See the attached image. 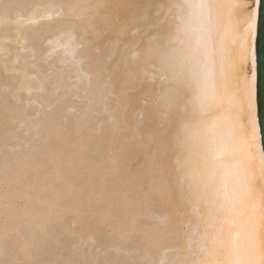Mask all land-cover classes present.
<instances>
[{
	"label": "bare ground",
	"instance_id": "1",
	"mask_svg": "<svg viewBox=\"0 0 264 264\" xmlns=\"http://www.w3.org/2000/svg\"><path fill=\"white\" fill-rule=\"evenodd\" d=\"M12 2H14V0ZM7 6L6 7L4 6L6 10L4 8H3V11L2 9H0V11H2L0 12V24H2V26L3 24H5L3 28L6 27V25L8 27L9 25L13 26L14 24L15 27L14 26L11 27V31L12 30L14 31L15 29V32H13V36L15 37L14 39L19 40V42H21L20 44V43H15L16 42L15 41L14 44H17L18 46L19 44L21 46L22 45L27 46V42L30 40V41H33L32 45H35L34 44L35 40L32 39L33 38L32 36L34 35V33L41 32L42 35L44 34L47 36V37L45 36L44 38V35L43 36L39 35L43 37L41 38L35 34L34 38L41 39V40H37L39 41L38 42L39 45L43 39V42L46 45L45 50H42L43 53L40 52L41 53L40 57L42 58V61L47 62L49 59H52L54 57L56 62L54 63V61L52 60L53 63L54 64L57 63L61 68V70L58 71L59 67L57 66L56 68L57 74L56 76L54 75V79L55 80L58 79L57 82L55 83L57 87L56 88L53 87V89H55V92H57L58 88L62 90L63 88L61 89V87L63 86H61V84L63 85L67 80L70 81V80L75 79L76 81L79 80L78 82H80L82 79L83 81L86 80L85 81L86 83L84 82L85 88H82V90L83 89L86 90L85 94L88 95L87 100L89 99L91 103L88 105L89 101H87V105L90 107L92 106L96 110L98 108L97 111L99 112V110L103 108L101 107L102 104L104 105V103L106 102L103 103L102 99L104 98L98 100L97 96H101L99 94L97 95L98 93L97 89H99L98 84L103 83V85L105 86V84H109L107 83L108 80L112 79V81L109 80L111 81L110 84H112L113 82L115 83V81L117 83L115 90L111 88L112 86L114 88L115 86L114 84H112V86L110 84L106 85L109 87L111 86L110 89H108L109 87L108 88L104 87V88L105 89L107 88L108 90H110V92L112 90L113 93L115 91L114 98L115 96L117 97L120 95L122 96V97H118V98H122L124 102V103L122 102L124 104L123 109L121 108L122 106H120V108L122 109V111H120V113L122 112L121 113L122 118H121V115L118 113L122 120L120 118L119 119L121 121H124L123 122L124 124L128 125L130 123L128 126H129V129L131 128V130L133 128L135 129V126L132 127L135 123V122L132 123V121L137 118V117L136 118L134 117L135 112L141 109V107L138 106L139 101L142 100L141 103L144 102L143 100L144 98L142 99L143 97L142 94L146 95L144 97L147 98L146 104L148 103V105H146L147 106L146 108L144 107L145 109L144 111L147 114V118H146L147 124L144 123L143 128L140 127L142 125H138V127H140V130L142 128L143 130L145 129V131H139L137 129L139 132L141 133L143 132L142 135L141 136L138 134H137L138 136L136 134L133 135V136H137L136 138L133 136H130V138L127 137L128 139H126V142L123 141V143H125L124 145L122 141L120 140V143L122 144V145L121 144L119 145V146H122V150L120 149L121 147H119L121 151L120 154L119 153L115 154L116 156L115 159L113 158L114 154L112 153L110 154V156L112 155V158L114 160H111L112 158L108 157L109 154H107L108 155L107 157H105L106 154L104 155V158L102 157L103 160L104 159L107 160L106 158H108L111 161V164H109L111 165V167L110 169H108V171L104 172L105 169L107 170L106 167H108V165L105 166V169L103 168L104 170L102 169L103 166L99 165L100 164L99 162L102 160L101 155L106 150L100 151V152L102 151L103 152L100 154V157L97 156V158L101 160L97 161L95 164H87L88 163L87 161V163H85L87 165H84V161L83 163L81 162L82 157L81 159L79 157L81 161L76 163L75 167L73 166L74 169L71 168L72 166H69L71 170H67V171L73 170V175L76 176V178L79 180V181L76 180L77 181L76 183H73L71 179L72 172H70L69 174L68 172L66 173L65 170H60L59 173H57V170L56 172L53 171L54 170L52 169L54 165L53 163L57 162L56 161L57 159H59L58 161L62 163L60 159L67 160V157L69 158L68 156L69 154L67 153L70 151L68 152L66 151L69 150L68 144L70 143H67V145H64L65 143L63 141L62 142L64 144H61L60 142L58 144H60L61 146L63 145L62 148L64 146L67 147V149H64V148L62 149L60 148L61 147L60 146L59 147L60 149H58L55 153L58 158H55L54 155L52 156V154H51V157L49 155L46 156V158L48 157L55 158L54 159L55 162H53L52 159L49 160L48 158L51 164H49V161H48L47 165L49 166L52 165L51 166L52 168L47 169L46 166L41 165V163H40L41 166L36 164L39 167H42L41 169H39L38 167L37 171L39 170L41 172V170L45 168L47 169L48 172L50 171L49 169L52 170L51 173L54 175L51 178L52 179L56 178V180L54 179V181L51 180L52 184L51 182L47 183L44 181V184L46 183L47 186H44V184H42L44 186L43 187L41 185V183H43V181L41 180V178L43 177L42 174H45V172L46 173L48 172L45 171L46 169L43 170L45 172L42 174L40 173L41 174L40 176L42 177L39 179L38 177H36L39 173L36 171V169H34L36 167L33 168V171H36L37 175H35L34 177H31V174L33 172L31 173L29 172L30 173L29 178L26 176L25 179L26 178L28 180L30 178L31 179L30 181L27 182L26 181L27 179L25 180L24 178L21 177L23 162L22 161L19 162V163H22L21 164L22 166L17 163L18 167L19 166L21 167V170H20V167L17 169L18 171H21V172H17V175L20 174L21 176H16L12 180H9L11 181L9 182L10 185L8 184L7 185H8V188L10 189H8L9 193H7L8 190L6 191V193L8 194V197H9L8 200L10 199L15 200V198L16 199L24 198L26 200L25 201L26 206H24L25 209L23 208L24 210L23 216L26 217V220H23L24 222L21 221L22 219L20 220L21 221L20 223L23 222L21 226L24 225L25 223L26 226L25 225L24 226L26 228H22L24 226L20 227V225H18L19 221L15 223L17 220L16 219L17 216L11 217L13 218V220L16 219L15 222L11 220V222L13 221L11 226L15 225L13 228L11 227V229H13L12 232L16 230V229L14 230L16 225L18 226V228L16 227L17 229L21 228L18 231V233L14 232L16 235L18 234V236L16 235L11 236L10 235L11 231L7 230V229H10V226L8 225H10L11 222L3 223L2 221L3 225L7 224V226L5 228L6 230L4 229L5 231H3L4 234L2 233L3 235L2 236L0 235V239L2 240V241L0 240V243L1 242L3 243V240H5L7 236L8 237L11 236V239L13 237L12 240H14V236H15V240L12 241L15 243V244L12 243V245L13 244L15 245V246L13 245L14 246L13 251L15 253L22 251L21 253L20 252L18 253L19 254L18 256H20L26 251L25 250L23 251L22 249L17 250L16 248H18L17 247L18 245L19 246L28 245L31 247V245L33 244L32 242L35 243V241L38 238L41 239L43 235L46 238L47 236L51 237V235L46 234L47 231L51 232V230L54 231V229L57 228V230H59L58 234L60 231H62L63 235L65 232H66L65 234H67V232L69 233V231H66L68 229L67 228L68 227L67 218L69 217L71 219V220L68 219L69 222L71 221L72 224L75 223V225L77 224L79 225V226L77 225V227H80L79 229H81V231L79 230L78 232L79 234H82L80 238L83 237L82 239L84 240L86 239L87 241L92 240L94 242L93 244H95V247H93V244H91L92 247L96 251L97 250L99 251L100 249L102 253L105 254L104 252H106V250H102L104 248L106 249L105 244L103 248L101 246H103L102 243H106L108 239L106 240V242H104L105 240H102L103 238H102V234L100 231L102 229L98 228L99 225L98 226L96 225L97 224L105 225V222L113 220L115 224L111 222L113 223V226L112 225L110 226H112V228L115 226V231L112 230L111 236L110 235L109 236L114 239L112 235L116 234V237H117L116 239L120 240V242L125 243V245L124 244L121 245L122 248H120L119 246H117V248L120 250L122 249L123 252L125 251L124 254L126 252L128 253L130 252L129 255L132 252H136L135 254H137V252H143V258H146V259H143L142 261L144 262L145 260V263L147 261L146 264H149V263L151 264L152 263L151 260L155 258L154 256H157L158 258L157 261L154 259L155 261L154 264H160L162 262H165L166 260L165 252L166 251L169 252L171 250L174 252H172L173 255L172 256L170 255L169 257H172V260H175L174 264H258L259 263L258 251L261 248L264 249V213L261 214L259 212L260 205L264 203V151H263V146H262L260 126H259L258 113H257V97H256L257 74H256V52H255L257 22H258V12H259V0H24V2L21 5H18L19 9L16 7L17 10L13 12L10 11V13H8L7 11L9 10L7 9ZM55 18H58V19L55 20ZM41 21L45 22L44 25L42 23L43 26L40 24ZM38 25L39 27H36ZM25 26L27 27L26 32L27 31L29 32L31 26L32 28L34 27L33 32L34 30H36L33 33V35L30 34L32 33V31L29 32V34L32 35V36H28L30 38V39L28 38L29 40L23 38V36L21 35L22 29L26 28ZM28 32L26 34V37L28 35ZM1 33H4V31ZM23 33H25L24 30H23ZM11 34L7 36L11 37L12 36ZM2 36L3 35H1L0 37ZM7 36L6 38L4 36L3 39L5 38V40L7 39L8 41ZM1 39L2 38H0V40ZM25 42H26V45H25ZM38 43H37V46H38ZM30 45L31 43L28 44V46ZM23 46L21 48L28 50V48L23 47ZM87 46H91V48H89L90 50L92 49V47L94 48V50L97 49L95 47H99V46L107 47V48H104V49H107L108 51L106 52L104 50L106 52L105 54H107V56H105L104 58V63L107 61L106 62L107 64L105 63L107 66L103 64L101 65L97 64L99 62H93L92 61L93 58L92 60H90V62L85 61V63H83L85 59L84 55L88 54V53L86 54L83 53L88 48ZM33 48L34 47H30L29 49L31 51L30 53L31 54L35 52L38 53L37 50ZM80 48L81 49L85 48V50L84 51L79 50ZM0 49H2V47ZM23 49L21 50L23 51ZM99 49L101 48L99 47ZM91 54H89V56L92 57ZM89 56H86V58ZM28 57H25V58H28ZM134 57L135 58L137 57L136 60H133ZM16 58L15 59L12 58V59L16 60ZM12 59L10 58V61L8 60L9 61L8 64H10V62H13L11 61ZM87 59H90V58H87ZM34 61H38V60H34ZM94 61H96V59ZM3 62L1 61V63ZM17 62L18 61H15L13 63L16 64ZM86 62L88 63L86 64ZM24 64L25 63H23V67H24ZM82 64H85L86 66L84 67V65ZM10 65H8V67ZM27 65H30V64H27ZM11 66H12V69H15L14 68L15 66H13V64ZM38 70L40 71V69ZM15 72L17 73L20 71L16 70ZM64 73H68V74H65L67 76V80H65V78L63 77ZM54 79H51V80H54ZM106 79L108 80L106 81ZM19 80L22 81L21 78ZM19 80L17 82H20ZM34 80L37 81L35 77H34ZM62 80H65V81L60 84ZM102 80H104V82H102ZM30 82H33V80H31ZM38 82L40 81H37V83ZM29 83H27V80L24 83V80H23V83L17 85V87L19 88L17 90L18 91L20 90L21 92L23 91L25 93H30L31 88H34L35 91L39 90L37 86L42 85L43 82L41 84H36V85H35V82H33L36 88L31 87ZM66 83L67 85L64 86L65 88H67L68 86V81ZM52 84L53 82H51V85ZM70 84H72V86L77 85L76 83L75 84L70 83ZM141 85L142 87H140ZM138 86L141 88L140 90L143 89V93L142 94L140 93L141 96L137 93H136L137 95L133 94V96L132 95L129 96L128 94H126L127 91H130L131 89H132L131 91H134V88L137 89ZM1 87L2 86H0V88ZM101 89L104 92H107L105 94L103 92L105 96L106 95L108 96L109 94L111 96L113 95L112 93H109L108 90H104L102 88V85H101ZM77 90L78 89L74 91H77ZM31 91H33V89ZM78 91L79 93L81 92L80 90ZM136 92L139 93L140 91H136ZM100 94H102V91L100 92ZM38 99L39 98H37V102H38ZM20 100L22 101L24 100V98ZM118 100L117 98L113 99L112 100L114 101L113 103L111 100L109 101L112 104H114V105H111V107L108 106L109 107L108 109H110V112L112 111L111 110L112 106L113 107L117 106L115 105V102L116 104H118L117 103ZM13 101H14V98H13ZM30 101H33V100H30ZM100 101H101V105L99 107ZM109 102H107L106 104H108ZM9 104H11V102ZM106 104L105 106L107 108ZM31 105H33V103H31ZM119 105L120 104H118V106ZM12 107H13V104H12ZM83 107L85 108L86 106H83ZM137 107H140V108L137 109ZM74 108L76 109V106ZM84 108L83 109L81 108V111L79 110L80 114L81 112L85 111ZM1 109H3V107ZM1 109L0 111L2 112ZM91 109H90V112H92ZM115 109L116 107L113 108L114 111H116ZM106 111L108 112L109 110H106ZM140 112H138V114H140ZM28 114L29 113L25 115L28 116ZM112 114H110V116ZM12 115L10 116L13 117ZM84 115L85 114L82 113V117H84ZM30 116H32V114ZM79 116L81 117V115ZM0 117L2 118V116ZM8 118L9 117H7V120ZM109 118L111 117L108 116V119ZM13 119L15 118L13 117ZM85 119L83 121H85ZM102 119L104 121L105 118H102ZM142 119L141 121L143 123ZM45 120H48V119L45 118ZM111 120H112L111 123L114 124L115 120H113L112 118L109 121ZM75 122L77 123L78 119ZM46 123L48 124L50 123V121H47ZM76 123L75 125H78ZM116 124H119V123H116ZM31 125L33 124H30V126ZM58 125H61V124H58ZM39 126L41 127V123ZM79 126L76 128H79ZM112 126L110 125L109 128ZM117 126L116 128L120 127V126L119 127ZM103 127L105 128V126ZM72 128H74V125L72 126ZM102 128H99V129H102ZM107 128L102 132V134L100 132V135H98L97 134L98 131L95 130V132L97 131L95 134L96 138H95V135L93 138L96 143L98 142L97 144L101 142V145H102L104 143L103 140L104 141L106 139L109 140L111 139L110 137L113 136L112 134L114 131H110L111 128L109 130ZM113 128L114 127H112L111 130H113ZM66 129L68 130V128ZM92 129H93V126L91 130ZM120 130L124 131V129H120ZM11 132L13 133V130ZM57 132H60V130ZM79 133L81 135V132ZM87 133H89V131ZM129 133H128V136H129ZM76 134H77V131H76ZM131 134L132 133H130V135ZM4 135L2 134V136ZM11 135L9 134V137ZM52 135H55V134L53 133ZM2 136L0 134V139ZM5 136L8 137V135H5ZM90 136L87 142L93 139ZM82 137L83 139L86 138V136L84 137V134ZM137 138L140 140L136 141ZM4 139L6 140L7 138H4ZM63 139L66 140V138H63ZM121 139L123 140V138ZM5 140H3L4 143H5ZM69 140L71 141L72 139H69ZM78 140H80V137ZM108 140L105 141L106 144ZM113 141H115L114 138H113ZM32 142L34 141L32 140ZM84 143H85V140H84ZM58 144L56 145L58 146ZM89 144L92 145V142H89ZM110 144L111 143L109 142V145ZM109 145L108 144L106 145V147L108 146L107 147L108 152L110 150ZM111 145L113 147V144ZM42 146L44 147L43 144ZM70 146L72 145L70 144ZM29 147L27 148L29 149ZM88 148L89 146L87 147V149ZM53 149L51 150L53 151ZM154 150L158 151L157 156H156V159L158 160V162L157 163L155 162L157 164L156 166L150 165L152 161L150 162L149 160V157L153 154V152H155ZM148 151H151V152L149 153ZM2 152L3 150L0 153ZM36 152L38 153V151ZM84 152H86V150ZM108 152L106 151V153ZM147 152L150 154L148 158H147L148 156ZM43 153H44V150H43ZM5 154L7 153L5 152ZM31 155L33 156V153ZM70 156H72V154H70ZM25 157H27V155ZM66 160H63V163L66 164L69 161H71L69 159L66 162ZM60 162L56 164L58 165L57 166L58 168L62 166V165L59 166ZM3 163L6 164V162H3ZM3 163H0L1 167L5 165ZM112 163H113V166H112ZM13 165L11 166L13 167ZM15 165H14V170L16 167ZM1 167H0V170L3 169V167L2 168ZM69 167L67 166V168ZM6 168H7V165H6ZM58 168H55V169H58ZM10 169L7 168V170H10ZM102 170H103V173H102ZM1 171H4V169ZM1 171H0V174H1ZM24 171L22 174L25 175L27 170H24ZM47 175H49V173ZM56 175L58 176L56 177ZM44 176H46V174ZM49 177L50 175L47 178ZM104 178H110V179L113 178L115 180H108V182H111V181L113 182L111 184H108L107 186H102V184H100L102 188L100 185L97 184L98 187L100 186V189H98V187L96 186V183L94 185V182L97 179H99L100 181L102 179L101 182H99L98 180L97 182L103 183V185H105L106 183H105V180H103ZM48 180L49 179H47V181ZM24 181L27 183H25ZM74 181H75V177H74ZM38 182H40V185L38 184L36 186L35 184H37ZM3 185H6V184L3 183ZM26 186L29 189L26 188ZM30 186L32 187L36 186V189L39 188L38 191L40 192L38 193L37 190L33 191ZM40 186H42L41 187L42 191L40 190L41 189ZM3 192H4L3 194H5V191ZM97 193H100V194L104 193V195L103 194L102 195L105 196L104 200L108 204V208H109V209L107 208L106 204L102 205V206H106V208H103V209H106L105 210L107 211L106 213H103L104 212V211L102 212L103 209H101L99 206H96L100 202L98 201L100 200V197H98L100 194L98 195ZM95 194L97 196H95ZM92 196L99 198V199L95 198L98 201L96 205L94 203L97 201H95V199L93 200ZM8 197H6L5 199H7ZM91 199H92L91 201L92 204H94L95 206H91L92 205L90 204ZM3 201L4 200H2V202ZM11 201L13 200H10L9 202ZM12 204H11V210H13ZM5 205L7 204H3L4 207ZM3 209H2V213H3ZM55 209L59 210L57 211V213L59 212L58 213L59 216L57 215V213L55 216V212H54ZM107 209L109 210V212H111V216L110 214H107L109 213ZM6 210H4V214H3L4 216H5ZM51 210L54 213L50 212ZM145 210L147 211V213L149 212L148 217H147V214L146 216L145 214H143L145 213ZM19 212H22V211L19 210ZM49 212H50V215L48 216ZM2 213L0 214L1 216H2ZM104 214L109 215V217L112 219L107 221V219L105 218H109V217H106V215L105 217L101 216V215L104 216ZM51 215H53L54 218L58 216V220L57 218H55V220L51 219L53 218V217H50ZM143 216L147 217V220L140 221L139 220L140 217H142L143 219H146ZM47 217H49L50 219L49 222H52V225L49 227H47L48 226L47 224L49 223V222L47 223V220H48ZM42 220H45L44 221L45 224L47 223L46 224L47 226L43 224L44 222L42 223L43 224L42 226L43 227L45 226V228L43 227L41 228L39 224L40 221ZM53 222H55V224ZM39 227L42 231L39 229ZM103 228L105 229V227ZM43 229L44 230L48 229V230H45L46 232H43ZM70 229L71 228H69L68 230ZM22 230H24V232ZM136 230H139L140 233L141 232L144 233V236L141 234L143 236L142 238L140 237L141 241L135 240L136 238L134 236L133 238L132 236H130V234L133 233L134 231L135 233L137 232L138 234L139 232ZM6 232L7 234H5ZM40 232H41V235L43 234L42 236L39 235ZM54 232H57V231H54ZM78 232L76 233L79 236ZM114 232L115 234H112ZM14 233H11V234H14ZM44 233L47 236H45ZM53 233H50V234H53ZM63 235L61 234L62 237ZM64 236H66V239H65L66 241L61 237L64 240V242L68 243L71 241V240L67 241V239H69V237L67 238L69 234L64 235ZM109 236H107V238H109ZM44 237H43V240L46 239ZM50 237H48L49 238L48 241L50 243L53 242L52 244H55L56 241L54 242L51 240L53 236L51 238ZM57 238H58L57 241H60L61 243L62 239H60V235ZM7 239L9 240L10 238H7ZM82 239H80L81 242H83ZM46 241L44 243H46ZM114 241H117V240L114 239ZM5 242L7 243V241H4V243ZM9 242H10L9 244H11V241ZM37 242H40L39 239L37 240ZM49 242H47L45 245L41 239V245L44 244L45 246H49L47 245ZM120 242L118 243L117 241V244H120ZM37 244H38V247H44V245L39 246L40 243H37ZM107 244L109 245V248L111 249H113L111 246H114V244L117 245L115 242L112 245H111V242L110 244L109 242L106 243V245ZM58 245L59 247H62V245L65 246V243L60 246L58 242ZM72 245L73 244L71 242L70 247ZM51 246L53 248L54 245H51ZM57 246L56 248L54 247L52 251H55L54 249H56L57 251V249L59 248ZM49 247H47V249H49ZM90 248L91 247H89V250ZM3 250L2 252H5V253L7 252ZM44 250H46V247ZM89 250H87L86 253L89 254L90 256L93 250H91V252ZM120 250H117L115 253L117 254V252L119 251V253L121 252L123 254L122 250L121 251ZM52 251H46V253L44 252L41 253L38 251L37 253H39V255L41 253L40 256H42L43 253L45 255V256L43 255L44 259L43 260L41 259V261L38 260L40 256H38L37 253H36L37 255L34 253L38 257L37 260L40 262L38 263L39 264H47V263L50 264V260H55L56 258H59L60 260V255L55 254L56 251L55 253H53ZM77 251L78 250L76 248V250H74L75 253L73 252V250H72V253L74 255L76 254L78 257L80 255H79V251L78 252ZM101 251L97 253H100ZM28 252L29 254H27ZM69 252L71 254V251H68L66 255H68ZM84 252L85 251H83V253L81 252L80 254H86ZM5 253L2 254L0 252V257H2L3 262H5L4 259H6L7 257V256L6 257L4 256ZM27 253H26L27 256L24 255L23 257L22 255V258L21 256L20 257L15 256V259L17 261L20 260V262H22L21 264H36L35 262L36 258L34 257L31 258V256H29L30 254L33 256V254L30 252V249L29 251H27ZM128 253L125 254L126 257ZM7 254L8 253H6V255ZM73 254H71L72 255L71 258L73 257L72 262L75 260L74 259L75 257L73 256ZM145 254L148 256L146 257ZM96 255H98L99 257V254L92 255L93 258L89 257L93 259L95 264H97V262L99 261L97 259L98 257H96V259L94 258ZM129 255H128V258L130 257ZM9 256L8 258H10ZM62 256H63V253L61 255V258ZM82 256L79 257L80 260L78 261H82ZM101 256L102 258L107 257V255L104 257L102 254ZM111 256L112 255H110L107 258L106 262H105L106 258L100 261H103L105 264H108L107 262L109 261V258ZM16 257H18V259ZM148 257L151 259L147 260ZM65 258H68V257L65 256ZM83 258L85 259V257ZM130 258L128 260H130ZM140 258H142V256ZM94 259L98 261L95 262ZM114 259L117 260L118 258L114 257ZM169 259L168 261H170ZM68 260L70 259L68 258ZM112 260L113 258L111 259V261H109V263L112 262ZM115 260H113L114 261L113 264L116 263ZM8 261L11 263V259H9ZM63 261L64 260H61L60 261L61 263H59V261H54L53 263L57 264L56 262H58L59 264H62ZM12 262L14 263L13 259H12ZM20 262L16 264H19ZM66 262L64 261L63 264ZM103 262L102 264H104ZM131 262H133V260ZM68 263H71V261ZM172 263L173 261H171V264ZM0 264H3V263L1 262ZM6 264H8V262H6ZM77 264L79 263L77 262Z\"/></svg>",
	"mask_w": 264,
	"mask_h": 264
},
{
	"label": "rangeland",
	"instance_id": "2",
	"mask_svg": "<svg viewBox=\"0 0 264 264\" xmlns=\"http://www.w3.org/2000/svg\"><path fill=\"white\" fill-rule=\"evenodd\" d=\"M3 1H4V3H3ZM6 1V2H5ZM7 1H9V0H1L0 2L2 3V5H1V3H0V9H2V11H3V8L6 10V6H7V9H9V10H7L8 11V13H10V11H15V10H17V8L19 9V6L18 5H21L23 2H24V0H14V2H12L13 0H10L9 2H7ZM17 2V3H16ZM20 4H19V3ZM22 2V3H21ZM8 3V4H7ZM16 3V4H15ZM4 4V5H3ZM13 5V6H12ZM15 5V6H14ZM5 6V7H4ZM17 7V8H16ZM13 8V9H12ZM2 11H0V12H2ZM58 18H55V20H57ZM42 23H43V25H44V23L45 22H43V21H41L40 22V24L42 25ZM5 24H3V26H4ZM42 25V26H43ZM0 26H2V24H0ZM3 26L2 27H0V36L1 35H3L2 37H0V38H2L3 39V37L5 36V38H6V36L7 35H10L11 33V35L13 36V32H15V29H14V31L12 30L11 31V27H13L14 26V24H13V26L12 25H9L8 27H7V25H6V27H4L3 28ZM27 26V25H26ZM25 26V27H26ZM15 27V26H14ZM36 27H39V25L38 26H36ZM8 28V29H7ZM22 28H24V27H22ZM13 29V28H12ZM33 29H34V27L32 28V26H31V28H30V30H29V28H28V30H29V32L30 31H32V33H30V34H32L33 35V33L36 31V30H34V32H33ZM38 29V28H37ZM2 30V31H1ZM11 32H10V31ZM23 30H24V32L25 33H23ZM26 30H27V27L25 28V29H22V32H21V35L23 36V38H25V39H28L29 37L28 36H32V35H30L29 34V32H28V35H27V37H26V34H27V32H26ZM4 31V33H1V32H3ZM8 32V33H7ZM41 33V32H40ZM40 33H34V35L36 34L37 36H39V35H42V33L40 34ZM5 34V35H4ZM15 35V34H14ZM34 35L31 37L32 39H34L35 40V45H32L33 44V41H30L29 39V41L28 40H26V41H28L27 42V46H23V47H26V48H28V50H25V49H23V48H21L22 46L20 45L21 44V42H19V40H15L14 38V36L12 37H10V36H7L8 37V41H7V39L5 40V38L3 39V41H2V39L0 40V43H1V45H0V48L2 47V49H0V55H2V56H0V69H1V71H2V73H1V71H0V86H2L1 88H3V89H1L0 90V97L2 98H0V103L1 104H3V105H1L0 104V106H2L3 107V109H1L2 107H0V109L2 110V112L0 111V116H2V118H4V119H2L1 117H0V121L1 120H3V121H1L0 122V134H1V136H2V134L4 135H8V137H6L5 135V137L4 136H2L1 137V139H0V146L2 147H0V152L3 150V152L2 153H0V163H3V162H6V164L5 163H3V164H5V165H3V164H1V165H3L2 167H3V169H4V171L5 170H7V168H11L10 170H7V171H1V170H3V169H1L0 171H1V174H0V186H2V187H0V214L2 213V209H3V213H2V216L0 215V235L2 236L4 233H3V231H5L6 229V226H7V224H5V225H3V223H10L11 222V220H13V218H11V217H20L19 218V220H18V218L16 217V222H15V220H13L15 223H17V221H19L18 222V225H20V227H22V226H24L25 225V223H24V225H22L21 226V224L24 222L23 220H26V217L25 216H23V208L25 209V207L24 206H26V200L24 199V198H21V199H16L15 198V200L14 199H10V200H13V201H11V202H9L10 200H8L9 199V197H8V194L7 193H9V190L8 189H10V188H8V185H10V183L9 182H11V181H9V180H12L14 177H16V176H21L22 178H24L25 179V177L27 176L28 178H29V176H30V173L31 172H33L34 173V175H33V173L31 174V177H34L35 175H37V173H36V171H37V169H38V167L39 166H41V165H44V166H46V168L48 169V168H52L51 166H49V165H47L48 164V161L50 160V159H52L53 160V162H55L54 161V159L55 158H58L57 157V155L55 154L56 153V151L58 150V149H60V148H62V146L60 145V144H58L59 142L61 143V144H64V145H67V143H70L72 146H70V144H68V148H69V150H67L66 152H68V151H70V152H68L67 154H69L68 156H69V158L67 157V160H71V161H69L68 163H63V160H66V159H60L61 161H62V163L64 164H62L60 161H58L59 159H57L56 161L57 162H55V163H53L54 165H53V168L52 169H54L53 171H55L56 172V170H57V173H59V171L60 170H65V172L67 173H69L70 174V172H72V174H71V179H72V181H73V183H76L77 181H79L77 178H76V176H74L73 175V170L72 171H67V170H71V168H73V166L75 167L76 166V163H78V162H80L81 160V162L83 163V161H84V165H87V164H95L97 161H100L101 159V161L98 163L99 165H101V166H103L102 167V169L104 168L105 169V166H107L108 165V167H106L107 168V170L105 169H103L104 170V172L105 171H108V169H110V167H111V165H109V164H111V161L108 159V158H106L107 160H109V161H107V160H103V158H104V155L106 154V156L105 157H107L108 155L107 154H109V156L108 157H111L112 158V155L110 156V154L112 153V154H114L113 156V158L115 159V154H120V149L122 150V146H119L121 143H120V140L122 141V143H123V141L124 142H126V139H128L127 137H129L130 138V136H133V135H142V133L141 132H139V131H145V129L143 130L142 128H143V125H144V123H146L147 124V121H146V118H147V114H146V112L144 111L145 109H144V107L146 108L147 106L146 105H148V103L146 104V102H147V98H145L144 96H146V95H143L142 93H143V89L142 90H140L141 88L140 87H142V85L139 87L138 86V90L137 89H135L134 88V91H127L126 92V94H128L129 96H133V94H135V95H137V94H139L140 95V93L142 94V99L144 100V102L143 103H141L142 102V100L141 101H139V104H138V106H140L141 107V109H139L140 107H137V109H139V111H136L135 112V115H134V117L137 119H135V120H133L132 121V123L133 122H135L134 123V125L132 126V125H130V126H132V127H134L135 126V129L133 128L132 130H131V128L129 129V124L127 125V124H124L123 122L124 121H121L122 119V115H121V113H120V111H122V109H123V99L122 98H118V97H122L120 94H118V95H120V96H115V98H114V94H115V87H116V81H115V83L113 82L112 84H114L115 86H114V88H113V86H112V84H110V82L112 81V79H109V80H111V81H109L108 79H106V81L108 80V82L107 83H109L111 86V88L112 89H114L113 91H114V93L112 92V90H111V92H110V90H108V89H110V87L109 86H106V85H109V84H105L106 83V81H105V86L103 85V83H100V84H98L99 85V89H97V95L99 94V95H101V96H97L98 97V100L99 99H102V98H104V99H102L103 100V103L104 102H109L110 100L112 101L113 99H116L117 98V103L118 104H120L119 106H118V104H116V102H115V105H117V106H112V108H111V112H110V109H108L109 107H111V105H114V104H112L114 101H112V103L111 102H109L108 104H106V103H104V105L102 104V106L101 107H103L102 109H103V111H102V109L101 110H99V112L97 111L98 110V108H97V110L96 109H94L92 106L90 107V106H88L89 104H91L90 103V101H89V99L87 100V97H88V95H86L85 93V91L86 90H84V92H83V90H82V88H85V85H84V82L86 81H83V79L80 81V82H78V81H76L75 79L74 80H67V76L65 75V74H68V73H64V75H63V77L65 78V80H67L68 81V86H67V88H65L64 86H66L67 85V81L62 85L61 83H63L65 80H62L61 82H60V84H61V86H63V87H61V89L62 90H60L59 88H58V90H57V92H55V89H53V87L54 88H56L57 87V85L55 84L56 82H57V80H55L54 79V75L56 76V74H57V66L59 67L58 68V71H60L61 70V68H60V66L56 63V64H54L55 62H56V60L54 59V57L52 58V59H49L47 62H43L42 61V58L40 57V55H41V53L40 52H42L43 53V51L42 50H45V47H46V45L44 44V42H43V39H42V42L40 43V45H39V41H37V40H41L40 38H38V39H35L34 38ZM44 35V34H43ZM42 35V36H43ZM42 36H39V37H41V38H43ZM45 36L46 35H44V38H45ZM47 37V36H46ZM11 38V39H10ZM37 38V37H36ZM10 39V40H9ZM13 39V40H12ZM12 40V41H11ZM45 40V39H44ZM11 41V42H10ZM16 41V42H15ZM18 41V42H17ZM36 41H37V43H38V46H37V43H36ZM9 42V43H8ZM14 42L15 43H20L19 44V46L17 45V44H14ZM3 43V44H2ZM13 43V44H12ZM31 43V45L30 46H28V44H30ZM44 45H43V44ZM25 45H26V42H25ZM21 46V47H20ZM39 46H40V48H39ZM8 47V48H7ZM14 49H13V48ZM30 47H34L33 49H35V50H37V52L38 53H33L36 57H38V58H36L33 54H31L30 52ZM38 47V48H37ZM42 47H44V48H42ZM88 48L85 50V48L84 49H79V50H82V51H84L85 50V52H83L84 54H86V53H88L87 55H84L85 56V59H84V61H83V63H85V61H88V62H90V60H92V58H93V62H99V63H97V64H103V65H105V66H107L105 63H104V58H105V56H107V54H105L106 52H108L107 51V49H104V48H107V47H101V46H99L101 49H99V47H95V48H97V49H95L94 50V48L92 47V49L90 50L89 48H91V46H87ZM10 48H12V49H10ZM15 48H16V50H15ZM4 49V50H3ZM21 49H23V51L25 52H23ZM41 50V51H40ZM101 50V51H100ZM106 52H105V51ZM2 51H4V52H2ZM92 51V52H91ZM93 51H95V52H97V53H95V52H93ZM103 51V52H102ZM7 52V53H6ZM10 52V53H9ZM15 52V53H14ZM79 52H81V51H79ZM17 53H19V54H17ZM92 53V54H91ZM6 54V55H5ZM12 54V55H11ZM14 54V55H13ZM32 56H31V55ZM39 54V55H38ZM82 54V53H81ZM89 54H91L92 55V57L91 56H89ZM103 54V55H102ZM6 57H5V56ZM16 55V56H15ZM24 55V56H23ZM97 55V56H96ZM99 55V56H98ZM19 56V57H18ZM29 56V57H28ZM30 56H31V58H30ZM86 56H89V57H87V58H90V59H87L86 58ZM104 56V57H103ZM17 57V58H16ZM23 57V58H22ZM25 57H28V58H25ZM33 57H34V59H33ZM10 58L12 59V58H16V60H14V59H12L11 61H13V62H15V61H18L16 64H14L13 62H10V64L12 63L13 64V66H15L14 68L15 69H12V64L10 65V64H8L9 63V61H10ZM25 58V59H24ZM29 58H30V60H29ZM137 58V57H136ZM136 58L134 57V59L133 60H136ZM96 59V61H94ZM100 59V60H99ZM3 60H4V62H3ZM9 60V61H8ZM34 60H38V61H34ZM54 61V63H53V61ZM103 60V61H102ZM106 60V59H105ZM1 61L3 62V63H1ZM6 61V62H5ZM20 61V62H19ZM34 61V62H33ZM41 61V62H40ZM91 61V62H92ZM29 62V63H28ZM32 62V63H31ZM88 62H86V64L88 63ZM101 62V63H100ZM103 62V63H102ZM135 62V61H134ZM23 63H25L24 64V67H23ZM39 63V64H38ZM27 64H30V65H27ZM43 64V65H42ZM53 64V65H52ZM8 65H10L9 67H8ZM21 65V66H20ZM39 65V66H38ZM50 65H51V67H50ZM55 65V66H54ZM82 65H84V67L86 66L85 64H82ZM41 66H43V67H41ZM54 68H53V67ZM7 69H5V68ZM23 67V68H22ZM33 67V68H32ZM34 67H35V69H34ZM9 68V69H8ZM17 68V69H16ZM31 68V69H30ZM63 68V67H62ZM10 69H12V70H10ZM23 69V70H22ZM25 69V70H24ZM38 69H40V71L38 70V72H37V70ZM44 69V70H43ZM8 70H10V71H8ZM16 70H18V71H20V72H15ZM50 70V71H49ZM52 70V71H51ZM56 70V71H55ZM7 71V72H6ZM21 71H22V73H21ZM24 71V72H23ZM27 74H29V75H27ZM40 72V73H39ZM43 74H42V73ZM45 72H47V73H45ZM65 72V71H64ZM4 73V74H3ZM13 73V74H12ZM32 73V74H31ZM2 74V75H1ZM22 74V75H21ZM25 74V75H24ZM31 74V75H30ZM34 74V75H33ZM48 74H50V75H48ZM53 74V75H52ZM33 75V76H32ZM43 75V76H42ZM6 76V77H5ZM19 76H21V77H19ZM31 76V77H30ZM27 77V78H26ZM34 77L37 79V81H40V82H38L37 83V81L36 80H34ZM44 77H46V78H44ZM50 77V78H49ZM2 78H3V80H2ZM11 78V79H10ZM22 79V81H20L19 79ZM51 79H54V80H51ZM6 80H7V82H6ZM10 80V81H9ZM20 81V82H17V81ZM23 80H24V83L26 82V80H27V83H29L31 80H33V82H35V85L36 84H41L42 82L44 83V85H43V83H42V85H40V86H37V88H39V90H34V88H31V90L33 89V91H31L30 90V93H25V92H21L20 90V92L17 90V89H19L18 87H17V85H19V84H21V83H23ZM28 80H29V82H28ZM42 80V81H41ZM89 80V79H88ZM105 80V79H104ZM104 80H102V82H104ZM49 81V82H48ZM83 81V82H82ZM33 82H30L29 83V85L31 86V87H35L34 86V83ZM47 82V83H46ZM51 82H53V84L51 85ZM16 83V84H15ZM50 83V84H49ZM70 83H73V84H77V85H73L72 86V84H70ZM78 83H80V84H78ZM86 83V82H85ZM144 83V82H143ZM5 84V85H4ZM32 84H33V86H32ZM142 84V83H141ZM4 85V86H3ZM15 85V86H14ZM70 85V86H69ZM101 85H102V88L104 89V90H108L109 91V93H112L113 95L111 96L110 94L107 96H105L104 94L105 93H107V92H104L102 89H101ZM143 85H145V84H143ZM7 86V87H6ZM11 86V87H10ZM12 86H13V88H12ZM78 88H77V87ZM81 87V88H80ZM104 87H109L108 89L106 88H104ZM143 87H145V86H143ZM14 88H16V89H14ZM36 88V87H35ZM80 88V89H79ZM98 88V87H97ZM13 89H14V91H13ZM41 89H43V90H41ZM49 89V90H48ZM76 89H78V90H80L81 92L79 93V91L77 90V91H74V90H76ZM101 89V90H100ZM45 90H47V91H45ZM53 90V91H52ZM74 92H73V91ZM98 90H100V91H98ZM62 91H64V92H62ZM65 91H67V92H65ZM102 91V94H103V92H104V94L102 95V94H100V92ZM136 91H140L139 93L138 92H136ZM9 92V93H8ZM10 92H11V94H10ZM13 92H15V93H13ZM40 92V93H39ZM47 92V93H46ZM55 92V93H54ZM77 92V93H76ZM65 93V94H64ZM72 93V94H71ZM74 93V94H73ZM83 93V94H82ZM137 93V94H136ZM1 94H2V96H1ZM15 94V95H14ZM17 94V95H16ZM31 94V95H30ZM53 94V95H52ZM61 94V95H60ZM77 94V95H76ZM125 94V93H124ZM21 97H19V96ZM39 95V96H38ZM56 95V96H55ZM58 95H59V97H58ZM70 95V96H69ZM76 95V96H75ZM4 96V97H3ZM16 96V97H15ZM23 96V97H22ZM38 96V97H37ZM46 96V97H45ZM51 96H52V98H51ZM72 96V97H71ZM103 96H105V97H103ZM110 96V97H109ZM141 96V95H140ZM31 97V98H30ZM44 97V98H43ZM77 97V98H76ZM10 98V99H9ZM13 98H14V101H13ZM18 98V99H17ZM24 98V100H20V99H23ZM27 98V99H26ZM37 98H39L38 99V102H37ZM57 98V99H56ZM66 98V99H65ZM70 98V99H69ZM111 98V99H110ZM7 99V100H6ZM43 99V100H42ZM54 99V100H53ZM82 99V100H81ZM106 99V100H105ZM108 99V100H107ZM25 100H26V102H25ZM30 102H28V101ZM30 100H33V101H30ZM41 100V101H40ZM47 100V101H46ZM86 100V101H85ZM121 100V101H120ZM146 100V101H145ZM20 101V102H19ZM53 101V102H52ZM67 101H68V103H67ZM75 103H74V102ZM82 101V102H81ZM87 101H89L88 102V105H87ZM116 101V100H115ZM11 102V104H9ZM13 102V103H12ZM24 102V103H23ZM45 102V103H44ZM120 102V103H119ZM123 102V103H122ZM22 103V104H21ZM31 103H33V105H31ZM39 104V106H38V104ZM70 103V104H69ZM111 103V104H110ZM12 104H13V107H12ZM30 104V105H29ZM46 104V105H45ZM64 104H65V106H64ZM105 104L107 105V108H106V106H105ZM21 107H20V106ZM44 105H45V107H44ZM50 105V106H49ZM100 105H101V101H100V104H99V107H100ZM143 105V106H142ZM23 106V107H22ZM49 106V107H48ZM56 106V107H55ZM63 106H64V108H63ZM76 106V109L74 108ZM83 106H86L85 108L83 107ZM105 106V107H104ZM109 106V107H108ZM120 106H122L121 108H120ZM18 107H20V108H18ZM30 109H29V108ZM67 107V108H66ZM116 107V111H114L113 110V108H115ZM118 107V108H117ZM28 108V109H27ZM34 108V109H33ZM40 108V109H39ZM45 108H46V110H45ZM53 108H54V110H53ZM58 108H59V110H58ZM78 108H80V109H78ZM81 108L83 109L84 108V110L85 111H83V112H81V114L79 113V110L81 111ZM88 108V109H87ZM91 108H93V109H91ZM43 111H42V110ZM70 109V110H69ZM90 109L92 110V112H90ZM109 110L108 112L106 111V110ZM120 109V110H119ZM136 109V110H137ZM32 110V111H31ZM35 110H36V112H35ZM66 112H65V111ZM88 110H89V112H88ZM96 110V111H95ZM105 110V111H104ZM119 110V111H118ZM4 111V112H3ZM9 112V113H7V112ZM19 111V112H18ZM27 113H29L28 114V116H26L25 114H27ZM34 111V112H33ZM62 111V112H61ZM88 113H87V112ZM94 111H95V113H94ZM141 111V112H140ZM144 111V112H143ZM20 112H22V113H20ZM42 112H43V114H42ZM44 112H45V114H44ZM52 112V113H51ZM60 112V113H59ZM69 112V113H68ZM77 112V113H76ZM85 112V113H84ZM115 112V113H114ZM138 112H140V114H138ZM32 114V116H30L31 114ZM34 113V114H33ZM37 113V114H36ZM46 113H47V115H46ZM50 113V114H49ZM65 113V114H64ZM79 113V114H78ZM82 113L83 114H85L84 115V117H82ZM87 113V114H86ZM90 113V114H89ZM97 113V114H96ZM99 113V114H98ZM113 113V114H112ZM121 115V118H120V116H119V114ZM13 114V115H12ZM57 115V116H55V115ZM103 114V115H102ZM110 114H112L111 116H110ZM116 114V115H115ZM4 115V116H3ZM6 115H7V117H9L8 118V120H7V117H6ZM10 115H12L15 119H13V117H11ZM71 115V116H70ZM79 115H81V117L79 116ZM142 115H144V116H142ZM38 116H39V118H38ZM64 116V117H63ZM69 118H68V117ZM76 116H77V118H76ZM107 116V117H106ZM108 116L109 117H111V118H109L108 119ZM119 116V117H118ZM142 116V117H141ZM11 117V118H10ZM23 117V118H22ZM49 117V118H48ZM59 118V119H57V118ZM67 117V118H66ZM79 117H80V119H79ZM94 117H95V119H94ZM101 117V118H100ZM114 117H116V118H114ZM134 117H133V119H134ZM17 118H19V119H17ZM36 118V119H35ZM45 118L46 119H48V120H45ZM55 120H54V119ZM63 118V119H62ZM65 118V119H64ZM85 119V121H83L84 119ZM93 118V119H92ZM102 118H105L104 119V121H103V119ZM113 118V120H115V123L113 124V123H111L112 122V120L111 121H109L110 119H112ZM121 120H120V119ZM140 118V119H139ZM142 118H144V119H142ZM11 119H13V120H10ZM25 119V120H24ZM28 119V120H27ZM50 119H52V120H50ZM76 119V120H75ZM77 119H78V122L76 123L75 121H77ZM81 119H82V121H81ZM141 119L143 120V123H142V121H141ZM30 120V121H29ZM39 120V121H38ZM53 120H54V122H53ZM57 120H59V121H57ZM65 120V121H64ZM69 120H70V122H69ZM80 120V121H79ZM90 120V121H89ZM95 120V121H94ZM99 120H101V121H99ZM117 120V121H116ZM20 121V122H19ZM35 121V122H34ZM47 121H50V123H46ZM64 121V122H63ZM86 121H87V123H86ZM99 121V122H98ZM107 121V122H106ZM119 121V122H118ZM139 122V123H137V122ZM9 124H8V123ZM52 122H53V124H52ZM59 122V123H58ZM62 122V123H61ZM73 122H74V124H73ZM82 122V123H81ZM85 122V123H84ZM97 122V123H96ZM110 122V123H109ZM114 122V121H113ZM7 123V124H6ZM11 123V124H10ZM23 123V124H22ZM35 123V124H34ZM38 123V124H37ZM40 123H41V127L39 126L40 125ZM55 123H56V125H55ZM68 123V124H67ZM75 123L76 124H78V125H75ZM80 123V124H79ZM84 123V124H83ZM103 123V124H102ZM116 123H119V124H116ZM27 124V125H26ZM30 124H33V125H31L30 126ZM37 124V125H36ZM51 124V125H50ZM58 124H61V125H58ZM66 124V125H65ZM83 124V125H82ZM93 124V125H92ZM97 124V125H96ZM109 124V125H108ZM121 124V125H120ZM11 125V126H10ZM20 125V126H19ZM54 125V126H53ZM58 125V126H57ZM74 125V128H72V126ZM80 125V126H79ZM112 126V127H114L113 128V130H111L112 129V127H110L109 128V126ZM117 127H119V128H116V126ZM123 125V126H122ZM138 125H142V126H140V127H142L141 128V130H140V127H138ZM9 126V127H8ZM24 126V127H23ZM26 126V127H25ZM36 127V128H34V127ZM45 126V127H44ZM57 126V127H56ZM68 126V127H67ZM79 126V128H76V127H78ZM87 126H88V128H87ZM92 126H93V131L91 130V128H92ZM100 126V127H99ZM103 126H105V128L103 127ZM107 126H108V128H107ZM126 126V127H125ZM16 127V128H15ZM18 127V128H17ZM54 127H55V129H54ZM62 127V128H61ZM68 128V130L66 129V128ZM95 127V128H94ZM97 127H98V129L99 128H104V130L107 128L108 130L110 129V131H114L113 132V136H111L110 138L111 139H106L105 141H107L108 140V142H107V144L109 145V142L111 143V144H113V147H112V145L110 146L109 145V152H108V146L106 147V142L103 140V144L101 145V142H99V144H97L95 141H94V135L96 134V132L98 131V135H100V132H101V134H102V132L104 131L103 130V128L102 129H97ZM38 128V129H37ZM52 128H53V130H52ZM61 128V129H60ZM90 128V129H89ZM125 128H127V129H125ZM11 129V130H10ZM22 129V130H21ZM28 129V130H27ZM49 129H51V130H49ZM74 129V130H73ZM78 129H79V131H78ZM81 129H82V131H81ZM86 129V130H85ZM119 129V130H118ZM120 129H124V131L122 130H120ZM139 131H138V130ZM13 130V133L11 132ZM46 130V131H45ZM60 130V132H57V131H59ZM66 130H67V132H66ZM73 130V131H72ZM95 130H97L96 132H95ZM134 130V131H133ZM25 131V132H24ZM35 131V132H34ZM52 131V132H51ZM54 131V132H53ZM72 131V132H71ZM76 131H77V134H76ZM85 131V132H84ZM89 131V133H87ZM118 133H117V132ZM139 133H138V132ZM16 132V133H15ZM19 132V133H18ZM27 132V133H26ZM33 132V133H32ZM42 132H44V133H42ZM74 132V133H73ZM79 132H81V135H80V133ZM83 132V133H82ZM93 132H95V133H93ZM123 132V133H122ZM126 132V133H125ZM132 133L131 135H130V133ZM135 132V133H134ZM26 133V134H25ZM30 133H32V134H30ZM38 135H37V134ZM55 134V135H52V134ZM87 133V134H86ZM117 133V134H116ZM128 133H129V136H128ZM9 134L11 135L10 137H9ZM18 134V135H17ZM20 134V135H19ZM63 134V135H62ZM66 134V135H65ZM70 134V135H69ZM76 134V135H75ZM83 134H84V137L86 136V138H84L83 139ZM127 134V135H126ZM13 135H14V137H13ZM17 137H16V136ZM23 135V136H22ZM35 137H34V136ZM60 135V136H59ZM62 135V136H61ZM76 137H75V136ZM91 135V136H90ZM93 135V136H92ZM97 135V136H98ZM137 135V136H138ZM21 136V137H20ZM29 136V137H28ZM32 136V137H31ZM40 137V138H38V137ZM43 136H45V137H43ZM50 136V137H49ZM56 136V137H55ZM71 138H70V137ZM80 137V140H78L79 139V137ZM89 136L91 137V138H93L92 140L94 141V143H93V141L92 140H90L89 142H92V145L91 144H89V142H87L88 141V138H89ZM123 136V137H122ZM137 136H133V137H137ZM27 137V138H26ZM43 137V138H42ZM54 137V138H53ZM59 137V138H58ZM66 138V140H68V141H66V140H64L63 138ZM116 137V138H115ZM120 139H119V138ZM126 137V138H125ZM4 138H7L6 140L4 139ZM13 138V139H12ZM23 138V139H22ZM26 138V139H25ZM36 138V139H35ZM44 138H46V139H44ZM49 138V139H48ZM62 138V139H61ZM95 138H96V135H95ZM113 138H114V140L116 141H113ZM119 140H118V139ZM121 138H123V140L121 139ZM140 138V137H139ZM5 140V143H4V141L3 140ZM30 139V140H29ZM38 139V140H37ZM41 139V140H40ZM50 139H52V140H50ZM69 139H72L71 141L69 140ZM81 139H82V141H81ZM125 139V140H124ZM11 140V141H10ZM20 140V141H19ZM32 140L34 141V142H32ZM49 140V141H48ZM55 140V141H54ZM58 140V141H57ZM61 140V141H60ZM74 140V141H73ZM84 140H85V143H84ZM137 140H140V139H136V141ZM25 141V142H24ZM42 141V142H41ZM45 141V142H44ZM64 143H63V142ZM75 141H76V143H75ZM78 141V142H77ZM17 142V143H16ZM40 142V143H39ZM49 142V143H48ZM80 142V143H79ZM82 142H83V144H82ZM113 142V143H112ZM24 143V144H23ZM35 143V144H34ZM37 143V144H36ZM39 143V144H38ZM45 143V144H44ZM48 143V144H47ZM5 144V145H4ZM14 144V145H13ZM23 144V145H22ZM42 144L44 145V147L42 146ZM56 144H58V146L56 145ZM78 144V145H77ZM86 144V145H85ZM89 144V145H88ZM125 143H123V145H124ZM26 145V146H25ZM36 145V146H35ZM83 145V146H82ZM95 147H97V148H95ZM100 145V146H99ZM115 145H117L118 146V148H117V146H115ZM122 145V144H121ZM10 146V147H9ZM14 147V148H12V147ZM16 146V147H15ZM23 146V147H22ZM31 148H30V147ZM61 146V147H60ZM70 146V147H69ZM89 146V148L87 149V147ZM115 146V147H114ZM6 147V148H5ZM7 147H9V148H7ZM18 147V148H17ZM27 147H29V149L27 148ZM34 147V148H33ZM36 147V148H35ZM37 147H38V149H37ZM41 147V148H40ZM43 147V148H42ZM51 147V148H50ZM54 147H56V148H54ZM58 147V148H57ZM60 147V148H59ZM93 148V150H92V148ZM103 147V148H102ZM110 147H112V148H110ZM119 147H121L120 149H119ZM6 150H5V149ZM26 148V149H25ZM54 148V149H53ZM64 149H67V147H63ZM62 148V149H63ZM75 150H74V149ZM18 149V150H17ZM23 149H25V150H23ZM27 149H28V151H27ZM34 149V150H33ZM47 149V150H46ZM51 149H53V151L51 150ZM56 149V150H55ZM79 149V150H78ZM83 149V150H82ZM12 150V151H11ZM15 150V151H14ZM22 150V151H21ZM43 150H44V153H43ZM54 150H55V152H54ZM86 150V152H84ZM101 150H106L108 153H106V151H102L103 152V154L101 155V159H98L97 158V156L98 157H100V154L102 153V152H100ZM150 150V149H149ZM17 151V152H16ZM36 151H38V153L36 152ZM42 151V152H41ZM81 151V152H80ZM88 151H89V153H88ZM113 151V152H112ZM155 151V150H154ZM5 152L8 154H5ZM30 153V154H28V153ZM41 152V153H40ZM72 152V153H71ZM77 152V153H76ZM80 152V153H79ZM83 152V153H82ZM91 152V153H90ZM93 152H95V153H93ZM99 152V153H98ZM149 153L151 152V151H148ZM147 152V154H148V156H147V158L149 157V153ZM3 153H4V155H3ZM21 153V154H20ZM33 153V156L31 155ZM93 153V154H92ZM98 153V154H97ZM157 153H158V151H155V152H153V154L149 157V160H150V162L152 161H154L153 162V164H152V162H151V164L150 165H157L156 163L158 162V160L156 159V156H157ZM2 154V155H1ZM11 154H13V155H11ZM16 156H15V155ZM23 154H24V156H23ZM38 154V155H37ZM42 154H44V155H42ZM47 154V155H46ZM51 154H52V156L54 155V157L53 158H50L51 157ZM70 154H72V156H70ZM87 154V155H86ZM89 154H91V155H89ZM17 155H18V157H17ZM27 155V157H25ZM31 155V156H30ZM50 156V157H48L49 158V160H48V158H46V156ZM56 155V156H55ZM82 155V156H81ZM4 156V157H3ZM12 158H11V157ZM36 156V157H35ZM87 156H88V158H87ZM90 156V157H89ZM93 156V157H92ZM153 156V157H152ZM25 157V158H24ZM32 157V158H31ZM38 157V158H37ZM73 157V158H72ZM75 157H77V158H75ZM79 157H80V159H81V157H82V159L80 160L79 159ZM103 157V158H102ZM6 158V159H5ZM10 158V159H9ZM14 158V159H13ZM39 158H41V159H39ZM75 158V159H74ZM92 158V159H91ZM94 158H96V159H94ZM110 158V159H111ZM111 159V160H114V159ZM150 158H152V159H150ZM13 159V160H12ZM19 159V160H18ZM30 159V160H29ZM47 159V160H46ZM79 159V160H78ZM84 159V160H83ZM90 159V160H89ZM98 159V160H97ZM3 160V161H2ZM34 160V161H33ZM67 160H66V162H67ZM157 160V161H156ZM17 161V162H16ZM20 161H22L23 162V168H22V172L21 171H18L17 169L20 167H18V165H17V163L18 164H22V163H19ZM39 161V162H38ZM47 161V162H46ZM87 161H88V163H87ZM28 162V163H27ZM37 162V163H36ZM58 162H60L59 163V166L60 165H62V166H60L59 168L57 167L58 165H56V164H58ZM65 162V161H64ZM74 162V163H73ZM90 162V163H89ZM156 162V163H155ZM35 165H34V164ZM40 163H41V165H40ZM43 163V164H42ZM85 163H87V164H85ZM155 163V164H154ZM16 166L15 167V170H14V165ZM36 164H38V165H36ZM49 164H51L50 163V161H49ZM74 164V165H73ZM103 164V165H102ZM6 165H7V168H6ZM11 165H13V167L11 166ZM56 165V166H55ZM22 166V165H21ZM27 166H28V168H27ZM43 166V167H44ZM66 166V167H65ZM67 166L69 167V166H72L70 169L69 168H67ZM112 166H113V163H112ZM1 167V166H0ZM1 167V168H2ZM34 167H36V168H34ZM58 168V169H55V168ZM64 167V168H63ZM152 167H154V166H152ZM6 168V169H5ZM33 168L34 169H36V171H33ZM42 167H39V169H41ZM45 168V169H46ZM31 170V171H29V170ZM45 169H42L41 170V172L38 170L37 172H39L38 173V175L36 176V177H38L39 179L42 177V176H40L42 173H44L45 171H47V169L45 170ZM74 169V168H73ZM20 170H21V167H20ZM24 170H27L26 171V174L24 175V174H22L23 173V171ZM43 170H45V171H43ZM50 171L48 172L49 173V175H50V177L49 178H47L49 175H47L48 173H46L45 172V174H46V176H44L45 174H42L43 175V177H44V179H43V177L41 178V180L43 181V183H41V185L42 184H44V181L45 182H47V183H50L51 182V180H53L54 181V179L56 180V178H51V177H53V175L54 174H52L51 173V169H49ZM103 170H102V173H103ZM13 171H15V172H13ZM3 172V173H2ZM17 172H21V175L20 174H18L17 175ZM30 172V173H29ZM24 173H25V171H24ZM29 175H28V174ZM41 173V174H40ZM54 173V172H53ZM56 173V174H57ZM9 174V175H8ZM13 174V175H12ZM15 174V175H14ZM52 175V176H51ZM58 175H56V177H57ZM9 177V178H8ZM74 177H75V181H74ZM5 178V179H4ZM79 178V177H78ZM27 179V178H26ZM25 179V180H26ZM31 179V178H30ZM30 179L28 180H26L27 182L28 181H30ZM47 179H49L48 181H47ZM1 180H3V181H1ZM41 180H39V181H41ZM77 180V181H76ZM99 182H101L102 181V179H101V181L99 180V179H97ZM97 180L94 182V185H95V183H96V186L98 187V185H100V184H102V186H107L108 184H111L113 181H111V182H108V180H115V179H113V178H104L103 180H105V185H103V183H99V182H97ZM107 180V181H106ZM8 182V183H7ZM25 182V181H24ZM27 182H25V183H27ZM3 183L4 184H6V185H3ZM8 184V185H7ZM40 185V182H38L37 184H35L36 186L37 185ZM46 184V183H45ZM44 184V186H47V184L45 185ZM51 184H52V182H51ZM98 184V185H97ZM49 185V184H48ZM7 186V187H6ZM27 186H28V184H27ZM26 186V188H28ZM33 186V185H32ZM32 186H30L31 187V189L33 190V191H35V190H37L38 191V189H36V186H34V187H32ZM43 186V185H42ZM42 186H40V188L42 187ZM43 186V187H44ZM95 186V187H96ZM101 186V185H100ZM100 186L98 187V189H100ZM102 186H101V188H102ZM10 187V186H9ZM39 187V186H38ZM96 187V188H97ZM7 188V189H6ZM4 189V190H3ZM29 189V188H28ZM8 190V191H7ZM27 190V189H26ZM41 191H42V188L40 189ZM43 190H44V188H43ZM97 190V189H96ZM3 191H5V194H3L4 192ZM6 191H7V193H6ZM40 191H38V193H39ZM6 194H7V196H6ZM98 195L100 194V193H97ZM104 195V193H101L100 195L102 196V198H101V196L99 195L98 197H100V200H98V201H100L99 203H98V201L96 200V199H99V198H97V197H94V196H92L93 198V200L95 199V201H97V202H95V201H93V202H95L94 204L96 205V203H98L96 206H99L101 209H103V208H106V206H102L103 204H106L107 205V208H108V204L106 203V201L104 200L105 199V196H103ZM3 195H4V197H3ZM95 196H97L96 194H95ZM131 196V195H130ZM6 197H8L7 199H5ZM104 197V198H103ZM13 198V197H12ZM92 199L90 200V204H92ZM101 199H102V201H101ZM2 200H4L3 202H2ZM17 200H19V201H17ZM6 201H8V202H6ZM23 201V202H22ZM12 202H13V204H12ZM7 204V205H5V207L3 206V204ZM10 203V204H9ZM24 203H25V205H24ZM9 204V205H8ZM11 204H12V209L14 210H11ZM94 204H92L91 206H95ZM101 205V206H100ZM22 206V207H21ZM9 207V208H8ZM7 210H6V209ZM16 208V209H15ZM109 209V208H108ZM107 209V210H108ZM4 210H6L5 211V216L3 215L4 214ZM19 210L20 211H22V212H19ZM56 210V211H55ZM54 210V212H55V216H56V213H57V211H59V210H57V209H55ZM106 209H103L102 210V212L103 213H106L107 211H105ZM12 211H13V213H12ZM8 212V213H7ZM50 212H53L52 210L50 211ZM50 212L48 213V216L50 215ZM53 212V213H54ZM108 212H109V210H108ZM259 212L261 213V214H263L264 213V203H262L261 205H260V207H259ZM6 213H7V215H6ZM19 215H18V214ZM22 213V214H21ZM59 213V212H58ZM57 213V215L59 216V214ZM149 213V212H148ZM148 213H147V211L145 210V213H143V214H145V216H146V214H147V217H148ZM21 214V215H20ZM102 214V213H101ZM107 214H110V216H111V212H109V213H107ZM142 214V213H141ZM142 214V215H143ZM105 215L106 214H104V216L103 215H101L102 217H105ZM6 217V218H4V217ZM58 216L57 217H55V218H57V220H58ZM145 216H143V217H145ZM2 217V218H1ZM50 217H53V218H51V219H53V220H55V218H54V216L53 215H51ZM106 217H109V215H106ZM147 217H145L146 219H143L142 217H140L139 218V220L141 221V220H147ZM11 218V219H10ZM48 218V220H47V223L50 221V219H49V217H47ZM110 218V217H109ZM105 218V219H107V221L108 220H111L112 218ZM142 218V219H141ZM22 219V220H21ZM71 220L69 217L67 218V228L69 229V228H71L70 230H66V231H69V233L67 232V234H69V236H67V238L69 237V239H67V241H70V242H68L69 243V245H68V243L67 242H64V240L66 239V236H64V235H67V234H65L66 232L65 231H63V232H65L64 233V235H63V233H62V231H60L59 232V234H58V231L59 230H57V228L56 229H54V231H57V232H54L53 230H51V232L49 231H47V235L49 234V235H51V237L53 236V238H51L50 236H47L45 233V236H47V238L46 237H44V235L42 236L41 235V232L39 233V235H41L42 237H41V239H42V242L44 243L46 240V243L47 242H49L48 240H49V238L48 237H50L51 238V240L52 241H56L55 242V244H52V243H48L47 245H49L50 247H51V249H50V247L49 246H45L46 245V243H44L43 245H44V247H38V244L37 243H40L39 244V246H43V245H41V239L40 238H38L39 239V241L40 242H37V240L35 241V243L34 242H32L33 244L31 245V244H29V245H31V247L30 246H28V245H26V246H17L18 248H16L17 250H19V249H22L23 251L25 250L26 252H24L22 255H23V257H24V255H26L27 256V254H29V252L27 253V251H29V249H30V252L33 254V256L30 254L29 256H31V258H36L35 259V262H36V264L39 262V261H41V259L43 260L44 258H43V255H44V253H46V251H52V249L55 247L56 248V246L58 245V242H59V244H60V246L62 245V244H64L65 243V246L64 245H62V247H59V245L57 246V247H59L58 249H57V251H56V249H54L55 251H56V253H55V251H52L53 253H55V254H59L60 255V260H59V258H56L55 260H50V264L52 263V264H54L53 262L54 261H59V263H61L60 261L61 260H64L65 262L68 260V258L70 259V260H68L66 263H64V264H74V263H76L77 264V262L79 263V264H82L83 262L84 263H86V264H95L94 263V261H93V259H91V258H93V256L92 255H95V254H99V257H98V255H96L94 258L96 259V257H98L97 259L100 261V260H104L105 258V262L107 261V258L110 256V255H112L110 258H109V261H111V259L113 258V260H115L114 259V257L115 258H118L117 260H115L116 261V263L117 264H122L123 262V264H131V263H135V264H146L147 263V261H146V263H145V260H144V262L142 261L143 259H146V258H143V252H137V254H135L136 252H132L130 255H129V253L128 252H126L125 254H127L128 253V255L131 257H129L130 258V260L132 259V258H134L135 259V261H134V259H132L133 260V262H131L130 260H128L129 258H128V255H127V257H126V255L124 254V252H123V250H122V252H123V254L120 252L119 253V251L117 252V254L115 253L117 250H120V249H118L117 248V246H119L120 248H122L121 247V245H125V243H123V242H120V240H118V239H116L117 237H116V234H115V232L114 233H112V234H115V235H112L113 237H114V239L115 240H117L118 241V243L120 242V244H117V241H114V239L112 238V237H110L111 236V232H112V230L113 231H115V226L112 228V226H113V223H114V221L112 220V221H108V222H105V225H103V224H97L96 226H98L99 225V227L98 228H100V229H102V230H104V231H102V230H100L101 231V234H102V240H105L104 242H106V240L108 239V241L106 242V243H108L109 242V244H110V242H111V245L115 242L117 245H115L114 244V246L116 247V249H115V247L114 246H111L113 249H111V248H109V245L107 244L106 245V243H102V245L103 246H101L102 248L104 247V244H105V247H106V249L104 248V249H102V250H106V252H104L106 255H107V257H105L106 255L105 254H103L102 253V251L99 249V251H101L100 253L105 257V258H102V256H101V254L100 253H97V252H99L98 250L96 251L93 247H95V244H93L94 242L92 241V243H91V241L90 240H84V239H82L83 237H81L80 238V236H82V234H79V230L81 231V229H79L80 227H77V225H75V223H73L72 224V222H71V224H70V222H69V220ZM104 219V220H105ZM23 221L22 223H20L21 221ZM46 220V219H45ZM45 220H42V221H40V226H41V228L43 227L42 225L43 224H45ZM53 220H51V221H53ZM2 221H3V223H2ZM12 221V222H13ZM12 222H11V224L10 225H8V226H10V229H7V230H9V231H11V233H14V232H16V233H18V231L21 229V228H19V229H17L18 228V226L16 225V227L14 228V230L15 231H13L12 232V230L13 229H11V227L13 228L15 225V223L13 224L14 226H11L12 225ZM44 222V223H43ZM55 222H57V221H55ZM55 222H53L54 224H55ZM111 222H113V223H111ZM43 223V224H42ZM46 223V224H47ZM107 223H109V224H107ZM45 224V225H46ZM115 224V223H114ZM48 225V226H47ZM46 226L47 227H49V226H51L52 225V222H49L48 224H47ZM69 225H70V227H69ZM110 225H112V226H110ZM4 226V227H3ZM26 226V225H25ZM22 227V228H26V227ZM72 226V227H71ZM79 226V225H78ZM101 226H103V227H105V229L103 228V227H101ZM107 226V227H106ZM46 227V228H47ZM9 228V227H8ZM43 228H45V226L43 227ZM5 229V230H4ZM39 229H40V227H39ZM108 229H109V231H108ZM2 230V231H1ZM41 230V229H40ZM45 230H48V229H45ZM44 229H43V232H46ZM23 232H24V230H22ZM42 231V230H41ZM57 235H55L53 232ZM70 231H72V232H70ZM106 231H107V233H106ZM136 231H138L139 232V230H136ZM42 232V233H43ZM76 232H78V234H79V236L77 235V233ZM105 232V233H104ZM3 233V234H2ZM10 233V235L12 236V235H16L15 233L14 234H11ZM50 233H53V234H50ZM72 233V234H71ZM134 233V234H133ZM133 233H131L130 234V236H132V238H133V236L136 238L135 240H140L141 241V239H140V237L142 238L143 236H144V233H138L137 234V232L135 233V231L133 232ZM5 234H7V232L5 233ZM61 234L63 235V237L61 236ZM138 236H137V235ZM143 236H142V235ZM8 235H9V233H8ZM55 235V236H54ZM59 235H60V239H62L61 241V243H60V241H57L58 240V238L57 237H59ZM103 235H104V237H103ZM109 236V238H107V236ZM11 236H7V238H10L9 240L7 239V238H5V240H3V243L1 242L0 243V247L1 248H3V249H1L0 250V252L2 253V254H4L5 252H2V250L3 251H7L6 253H8L7 255H6V253H5V257H6V259H4V261L5 262H3V259H2V257H0L1 259L0 260H2V261H0V263L2 262L3 264H6V262H8V264H16V263H18V262H20V260H16L15 259V256H18L19 254V252H16L17 253V255H16V253L13 251L14 250V242H12V241H14L15 240V236H14V240H12L13 239V237H12V239H11ZM16 236H18V234L16 235ZM105 236H106V238H105ZM43 237L44 238H46L45 240H43ZM62 237V238H61ZM17 238V237H16ZM105 238V239H104ZM59 239V240H60ZM80 239H82V241L83 242H81V240ZM111 239H113V240H111ZM1 240V239H0ZM80 240V241H79ZM2 241V240H1ZM4 241H7V243L5 242L4 243ZM9 241H11V244H9L10 242ZM66 241V240H65ZM78 241V242H77ZM87 243H85V242ZM114 241V242H113ZM37 242V243H36ZM71 242H72V246L70 247V245H71ZM113 242V243H112ZM125 242V241H124ZM12 243H14L13 245H12ZM66 243H67V245H66ZM82 245H81V244ZM100 243V244H101ZM122 243V244H121ZM57 244V245H56ZM91 244H93V247H92V245ZM4 245V246H3ZM36 245H37V247H36ZM51 245H54L53 246V248H52V246ZM78 245V246H77ZM7 246V247H6ZM10 246V247H9ZM69 246V247H68ZM87 246V247H86ZM28 247V248H27ZM30 247V248H29ZM33 247V248H32ZM36 247V248H35ZM45 247H46V250H44L45 249ZM47 247H49V249H47ZM79 247H80V249H79ZM89 247H91L90 248V250H89ZM9 248H11V249H9ZM24 248H26V249H24ZM38 248H40V249H38ZM43 250H42V249ZM61 248V249H60ZM67 250H66V249ZM68 248H69V250H68ZM76 248H77V250L79 251V255L80 256H82V261H78V260H80L79 259V257L80 256H78L77 257V255L75 256L73 253H72V250H73V252H74V250H76ZM8 249V250H7ZM15 249V250H16ZM33 249H35V250H33ZM63 249V250H62ZM66 250V252H65V250ZM94 249V250H93ZM115 249V250H114ZM42 250V251H41ZM60 250V251H59ZM87 250H89L90 252H91V250H93L92 251V253H91V255L89 256V254H87L86 253V251ZM120 250V251H121ZM44 252L43 253V255L42 256H40L41 255V253H40V255H39V253H37V252ZM68 251H71V254H73V256L75 257L74 259V263L72 262V258H71V254H70V252H69V256L68 255H66L67 253H68ZM77 251V252H78ZM83 251H85L84 253H86V254H80L81 252L83 253ZM22 252V251H21ZM20 252V253H21ZM65 252V253H64ZM89 252V253H90ZM96 252V253H95ZM166 252H167V254H166ZM165 252V256H166V260H165V262H162V263H160V264H171V261H173V263L172 264H174V261L175 260H172V257H169L170 255L172 256L173 254H172V252H174V251H166ZM15 253V254H14ZM27 253V254H26ZM37 253L38 254V256H40L39 257V261L37 260V254L35 255V254ZM62 253H63V256H62V258H61V255H62ZM75 253V252H74ZM142 253V254H141ZM14 254V255H13ZM54 254V255H55ZM169 254V255H168ZM10 255V256H9ZM22 255H20L21 256V258H22ZM35 255V256H34ZM85 255V256H84ZM138 255V256H137ZM142 256V258H140L141 256ZM146 255V254H145ZM168 255V256H167ZM3 256V255H2ZM3 256V257H4ZM8 256L10 257V258H8ZM20 256H18V257H20ZM45 256V255H44ZM65 256H67L68 258H65ZM101 256V257H100ZM119 256V257H118ZM133 256V257H132ZM137 256V257H136ZM148 255H146V257H147ZM14 257V258H13ZM18 257H16L17 259H18ZM78 259H77V258ZM83 257H85V259L83 258ZM89 257H91V258H89ZM145 257V256H144ZM155 258H153L152 260H151V264H154L155 263V261H154V259L157 261V256H154ZM170 259H169V258ZM20 258V259H21ZM63 258H65V259H63ZM87 258V259H86ZM100 258V259H99ZM124 258V259H123ZM9 259H11V263L8 261ZM12 259H13V261H14V263L12 262ZM52 259H54V258H52ZM77 259V260H76ZM94 259V260H95ZM123 259V260H122ZM126 259H127V261H126ZM148 259H151V258H147V260ZM168 259L170 260V261H168ZM258 259H259V263L258 264H264V249L263 248H261L259 251H258ZM16 260V261H15ZM92 262H90V261ZM97 260V261H98ZM112 260V262H110L111 264H113L114 263V261ZM122 262H121V261ZM63 261V262H64ZM71 261V263H68V262H70ZM96 260H95V262H97ZM97 262V264L99 263V264H102V262L103 261H100V262ZM109 261L107 262L108 264H110L109 263ZM126 261V262H125ZM131 263H130V262ZM150 261V260H149ZM148 261V262H149ZM63 262H62V264H63ZM80 262H82V263H80ZM120 262V263H119ZM167 262V263H166ZM169 262V263H168ZM22 262H20L19 264H21ZM40 263V262H39ZM38 263V264H39ZM57 264H59L58 262H56ZM83 263V264H84ZM104 263V262H103ZM115 263V264H116ZM48 264V263H47ZM105 264V263H104ZM150 264V263H149Z\"/></svg>",
	"mask_w": 264,
	"mask_h": 264
},
{
	"label": "water",
	"instance_id": "3",
	"mask_svg": "<svg viewBox=\"0 0 264 264\" xmlns=\"http://www.w3.org/2000/svg\"><path fill=\"white\" fill-rule=\"evenodd\" d=\"M256 97L257 113L260 126L261 140L264 151V0H259V12L256 35Z\"/></svg>",
	"mask_w": 264,
	"mask_h": 264
}]
</instances>
